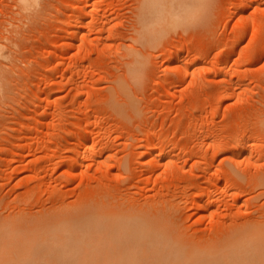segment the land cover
Wrapping results in <instances>:
<instances>
[{
    "label": "rangeland",
    "instance_id": "374dc122",
    "mask_svg": "<svg viewBox=\"0 0 264 264\" xmlns=\"http://www.w3.org/2000/svg\"><path fill=\"white\" fill-rule=\"evenodd\" d=\"M142 2L0 0V234L108 193L140 212L39 264H264V0H196L146 42Z\"/></svg>",
    "mask_w": 264,
    "mask_h": 264
},
{
    "label": "bare ground",
    "instance_id": "6f19581e",
    "mask_svg": "<svg viewBox=\"0 0 264 264\" xmlns=\"http://www.w3.org/2000/svg\"><path fill=\"white\" fill-rule=\"evenodd\" d=\"M195 2H196V0H144V2H142L143 6H140L139 9H141V7H142V11L140 13V16H142V18H143L145 15L144 21L142 20V22L146 23L147 27L143 30L140 27L139 28L141 31H144V33L143 32L142 33L146 38L148 36L150 39L153 40V39H155L154 37L157 34V31H158V33H160L159 31H160L161 26L164 27L165 29L166 28H173V26L175 24L183 26L185 21L182 19L184 16H186V18H187L189 15L191 16L193 14L191 9H193L198 3V2L197 3H195ZM182 21H184L183 24H181ZM142 22L140 23V21H139V24H142ZM259 22H260V20H259ZM176 25H175V27H176ZM186 25L187 24H185L184 27ZM140 30H138V31H140ZM162 30H163V28H162ZM162 30H161V32H162ZM140 32H139V34L137 33V35L140 36L141 35ZM157 36H158V34H157ZM142 38L144 39V37H142ZM146 40L149 41L148 38L145 39V42H146ZM133 53H135V52H133ZM136 54L137 53H135L134 55L132 54V59H133V56H134V58L136 57ZM132 59H131V61H133ZM137 59H138V56H137ZM134 62H135V59H134ZM134 62H132V63L130 62V63L133 65ZM139 63H140V61H139ZM139 63H137V61L135 62V64H139ZM136 68H137V66H136ZM136 68H134V69H136ZM1 81H0V83H1ZM122 83L123 82L119 81L118 84H120V86H118V84H117V86L120 88V90H121L120 92L122 94H124V96H126V103L127 104H125V102H123V101H122L123 103L119 104L117 102L118 100L115 101V99H118V97L114 99L113 98L114 95L112 94V97H111V98H113L111 101L112 105L114 106V108L116 109V111L118 113H120L122 115L131 114V115L136 117V116H138V114L140 112V104L138 103V101H136L134 99L133 95H131L129 89L126 88V86H124L125 84L123 83L124 84L123 85ZM115 88L118 89V91H119V88H117V87H115ZM115 93L116 92H114V94ZM116 96H117V94H115V97ZM118 96H120V93ZM121 96L124 97L123 95H121ZM122 104H125L126 106L122 105ZM90 136L92 138L94 136V134L90 135ZM88 140L89 139L87 137L84 139V141H88ZM84 143H86V142H84ZM159 144L160 143H157L155 145V147H158ZM250 144H257V140H251ZM83 145H85V144H83ZM87 149L88 150H83V151L79 150L75 161H79V162L83 163L82 160L84 158V155H86V153H88L89 156L93 160L96 161V156L101 153L100 150H98L95 146L87 147ZM168 156H170V155H168ZM162 157H163V155H162ZM155 158H154V155H152L151 160H152L153 164L154 163L156 164V162L159 163L160 160L155 161L156 160ZM164 158H165V156H164ZM73 161H71V162H73ZM158 166H160V165H158ZM86 167L89 168L90 163H87ZM99 197H95V195L90 196V198H88L86 201L82 202L79 206H77L76 209L70 210L69 208H64V207H62V208H56L55 207L56 211L51 212L49 214L47 212L46 214H48V215H46L44 217L45 218L48 217V218H46V220H42L40 222L41 224H36L37 223V220H36V223H35L36 225H34V224L33 225H27L26 223H28V221L24 223L23 219H21V218H20L21 221L17 220V218L19 216L17 218L15 217V220L13 222V224H14L13 226H16V227L18 226L20 228H24V231L25 230L29 231V230L39 229L40 232H39L38 236L35 235V236L31 237L30 235H26L25 237L20 238L19 240H14L13 237L10 235L2 236L0 234V264H39V261L41 263V260L38 257L39 256L38 254H39V252H43V254H44L45 253L44 251L47 247H46V243L39 244V242L40 241L44 242L45 240L52 243V245L50 243L49 244L52 246L51 247V250H52L51 254H53L52 259L55 258L53 260L58 261V259H59V261H61V259H64V257L66 258V256L63 255L64 251L69 252L70 255L74 257L77 253V244L79 243V240L72 238L73 235L78 234L79 231L86 233V234H90L91 231L100 230L102 228L114 229L117 221H119L121 219H123V220L128 219L127 212H132L134 215H135V212H140L138 210H135L134 208H133L134 210H132V209L130 210V208H129L130 206H128V209H126L127 208L126 206L125 207L120 206L122 204L121 199H120V201H121L120 205H118L115 201L114 195L112 197V196H110V194L107 193L105 195L101 194V196H99ZM84 200H85V198H84ZM165 213H166V211H165ZM145 214L147 215V218L149 221L155 222V220H157V218H159L158 213L151 214L149 212L148 213L146 212ZM39 215L40 214H38V217H39ZM32 216H35V215L32 214ZM24 217H26V216H24ZM28 219H31V218H28ZM16 223L18 225H16ZM6 224H3V222L2 223L0 222V231L3 229V226ZM11 225H12V223H11ZM244 226L245 225H241V226L239 225L238 226V227H240L239 229L236 228L237 226L232 227L231 228V230L233 229L232 231H234V228H236L238 230H236L234 233H232L230 231L231 234L228 233L229 238L230 237L231 238L228 239V241L225 242L224 244L220 243L221 241L218 242V240H217V242L215 241L216 242L215 244L212 243L213 247H215V248L217 247L216 250H218V249L220 250V248H221V251H222V248L228 249L229 252L230 251L233 252V250L239 249V247H242L239 244L240 241L238 239L235 240L234 238H235V235L238 233H240V235L246 234L247 228ZM225 236H227V234ZM222 238H224V237H222ZM227 238H228V236H227ZM241 239H243V238H241ZM249 241H251V240L249 239ZM257 244H259V241L255 240L254 245L257 246ZM40 245H42V247L45 245L46 248L41 249ZM48 250H50V249L48 248ZM221 251H219V252H221ZM259 251H260V249H259ZM38 258H39V261H38ZM45 258H46V262H47L48 261L47 255ZM50 261H51V259H50ZM55 262L56 261H54L53 264H55Z\"/></svg>",
    "mask_w": 264,
    "mask_h": 264
}]
</instances>
